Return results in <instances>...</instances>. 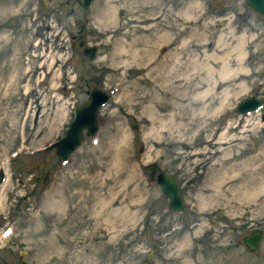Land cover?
<instances>
[{
  "label": "rangeland",
  "instance_id": "obj_1",
  "mask_svg": "<svg viewBox=\"0 0 264 264\" xmlns=\"http://www.w3.org/2000/svg\"><path fill=\"white\" fill-rule=\"evenodd\" d=\"M144 1L0 0V264H252L230 231L264 198V107L234 106L264 96V19L245 0ZM146 36L165 59L149 73L131 54ZM93 89L114 92L63 163L48 146ZM233 155L250 166L237 191ZM153 169L180 182L182 212Z\"/></svg>",
  "mask_w": 264,
  "mask_h": 264
},
{
  "label": "water",
  "instance_id": "obj_2",
  "mask_svg": "<svg viewBox=\"0 0 264 264\" xmlns=\"http://www.w3.org/2000/svg\"><path fill=\"white\" fill-rule=\"evenodd\" d=\"M90 2L91 0H83L84 7L87 8ZM246 2L255 11L264 16V0H246ZM83 53L90 58H93L95 55L93 47H85ZM91 95V101L76 107L75 119L70 123V127L67 129L65 137L54 144L57 148V155L60 157L66 158L68 153L74 150V148L79 144L82 137L81 131L83 127H87L88 134L95 132V111L97 104L104 101L106 97H104L105 95L103 96V94L97 90H93ZM262 102H264V99L259 100L254 97L245 99L236 110L243 112L261 105ZM157 180L161 185L162 191L170 197L169 207L175 210H180L183 207V200L178 181L172 176H168L164 173L158 174ZM256 240L257 236L254 237V243H252L251 247L255 246ZM246 242L250 245L248 241Z\"/></svg>",
  "mask_w": 264,
  "mask_h": 264
},
{
  "label": "bare ground",
  "instance_id": "obj_3",
  "mask_svg": "<svg viewBox=\"0 0 264 264\" xmlns=\"http://www.w3.org/2000/svg\"><path fill=\"white\" fill-rule=\"evenodd\" d=\"M149 1V0H148ZM143 3V2H142ZM150 3V2H149ZM148 8V2L145 0L144 1V5L142 6V9L143 10H146ZM191 11V10H190ZM185 15H187V16H189V14H187V13H185ZM144 22H147L148 21V18H144V20H143ZM144 33H147L146 32V30H142ZM149 38H148V36H146L145 37V40H144V44H142V46H138V48L136 49V50H134V52L133 53H131L135 58H137V60H138V58H139V60L141 59V60H143L144 62H148L147 63V65L149 66V68H148V73L149 72H154V71H156V69L157 68H160L161 66H163L164 65V63H165V59L164 58H161L160 57V55H158V54H155V55H152V54H150V53H148L147 52V50L149 51L150 50V42H149ZM119 42H122V41H119ZM123 43V42H122ZM122 43H120V44H122ZM142 43V42H141ZM140 43V44H141ZM229 45H230V42H225V48L224 49H228L229 48ZM230 48H232V47H230ZM236 48L238 49H242L243 48V45L242 44H237L236 45ZM123 50H121V51H119V53L120 52H122ZM230 52H232L231 50H229V52L226 54V55H228L226 58H221V62H222V67H224L225 69H227V67L224 65V64H228V61H231L230 60V58H229V56H230ZM242 52H240V54H241ZM148 57V58H147ZM219 58V57H218ZM235 60H236V62H241L242 61V58L241 57H238V58H235ZM215 59H214V61H211V63L210 62H207L206 64H205V66H207V65H211V66H213V65H216V63H215ZM179 66V64H177V61H175V64L174 65H172V69L173 68H175V67H178ZM241 68H239L238 69V71L240 70ZM227 71V70H226ZM234 71V70H233ZM208 73H209V75H211V76H213V74L215 73L214 71H212V68H210L209 70H208ZM221 77H222V75H221ZM244 87H245V85H242V89H244ZM240 88H241V86H240ZM212 88H208L207 89V91H210ZM120 92H122L121 90H120ZM172 96H173V94H172ZM173 98H175V95L173 96ZM183 98H182V96H178L177 97V100H182ZM155 102L156 101V97H153L152 98V101L151 102ZM223 105H220V107L219 108H221ZM218 108V109H219ZM217 109V110H218ZM182 129H183V127H182ZM219 139H221V137H218ZM210 139H207L206 140V142L208 143V144H210ZM233 158H235L236 159V161H231V162H228V165H226V171H229V172H231V174H230V176L228 177V179H229V182H230V184H232L233 186H236L234 189H236L237 188V186H240V188H243V189H245V187L248 185V184H250V182L249 181H243L242 182V179H244L245 177H244V172H246L247 170H248V168L250 167V166H248V164H249V162H248V160H247V158L246 159H239V158H236L234 155L232 156ZM240 157V156H239ZM258 157H259V155L256 153L254 156H252V159L251 160H256V161H254L253 163H251V164H254V163H256L257 164V162H258ZM231 158V157H230ZM261 158H264V157H261ZM224 161L225 162H227L228 160H227V158H224ZM217 163H222V160L221 161H217V160H215L214 162H213V164H212V166H214V165H216ZM263 163V162H262ZM255 164V165H256ZM211 166V167H212ZM208 172V171H207ZM207 172H206V174H207ZM209 172H211V173H214V170H209ZM207 175H209V174H207ZM223 175V177H224V174H222ZM205 178H206V175H205ZM208 181H210L209 182V184L211 183V181H212V178L211 179H207V182ZM208 184V185H209ZM208 185L206 186V187H204L203 188V192L206 190V191H208L207 190V188H208ZM205 191V192H206ZM236 191H237V189H236ZM256 196V195H255ZM243 199V198H242Z\"/></svg>",
  "mask_w": 264,
  "mask_h": 264
},
{
  "label": "flooded vegetation",
  "instance_id": "obj_4",
  "mask_svg": "<svg viewBox=\"0 0 264 264\" xmlns=\"http://www.w3.org/2000/svg\"><path fill=\"white\" fill-rule=\"evenodd\" d=\"M259 201L260 204H256L255 207H252L250 212H247L239 223L236 221V224L231 226L232 229L230 231V233H232L235 237V240L231 239L230 243H235L236 247L240 249V252H244V254L248 256H253L254 258L252 264H264V204L263 199H260ZM242 226L245 227L242 229H247V231H245L244 235L239 238V234L241 233L240 231L242 230H238L237 228H241ZM215 228L217 229V227ZM257 232L260 233V240L257 243L256 248L251 250L249 246L245 244V239L249 236L252 238V236ZM227 236L229 237V235ZM219 242L220 241L210 242V244L212 246H216ZM232 249L233 245L231 246L230 251H232Z\"/></svg>",
  "mask_w": 264,
  "mask_h": 264
}]
</instances>
